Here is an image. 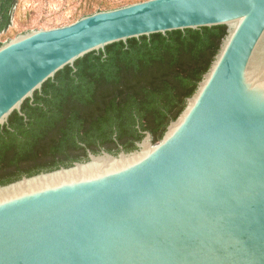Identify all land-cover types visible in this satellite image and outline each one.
Wrapping results in <instances>:
<instances>
[{"label": "water", "instance_id": "1", "mask_svg": "<svg viewBox=\"0 0 264 264\" xmlns=\"http://www.w3.org/2000/svg\"><path fill=\"white\" fill-rule=\"evenodd\" d=\"M218 24L159 141L0 185V264H264V0H142L18 35L0 45V123L90 51Z\"/></svg>", "mask_w": 264, "mask_h": 264}, {"label": "trees", "instance_id": "2", "mask_svg": "<svg viewBox=\"0 0 264 264\" xmlns=\"http://www.w3.org/2000/svg\"><path fill=\"white\" fill-rule=\"evenodd\" d=\"M0 3V14L3 15L0 29H3L10 22L15 0H0ZM225 35L226 25L218 24L131 37L90 51L76 59L73 65L59 69L55 75H111L112 116L118 136L130 131L123 127L135 111L146 123L144 127L151 132L153 142H157L195 91ZM121 76L144 78L131 80ZM63 81L64 87L60 86V79H55V85L47 89L77 90L79 88L72 85L74 82H86L83 78L77 81L71 77ZM131 148L125 146V149ZM17 178L19 175L2 177L0 185Z\"/></svg>", "mask_w": 264, "mask_h": 264}, {"label": "flooded vegetation", "instance_id": "3", "mask_svg": "<svg viewBox=\"0 0 264 264\" xmlns=\"http://www.w3.org/2000/svg\"><path fill=\"white\" fill-rule=\"evenodd\" d=\"M2 19L0 14V25ZM69 77L77 81L83 78L86 82H74L77 90L47 89L55 85V79H60V86L64 87L63 79ZM111 78V75L54 74L48 78L52 81L46 79L26 97L0 123V178L17 175L20 178L67 167L87 161L90 154L132 151L138 148L146 131L153 142L151 132L144 127L146 123L135 111L123 127L130 131L118 136L112 116Z\"/></svg>", "mask_w": 264, "mask_h": 264}, {"label": "rangeland", "instance_id": "4", "mask_svg": "<svg viewBox=\"0 0 264 264\" xmlns=\"http://www.w3.org/2000/svg\"><path fill=\"white\" fill-rule=\"evenodd\" d=\"M138 1L142 0H15L10 24L1 31L0 45L29 31L66 25L99 9Z\"/></svg>", "mask_w": 264, "mask_h": 264}]
</instances>
